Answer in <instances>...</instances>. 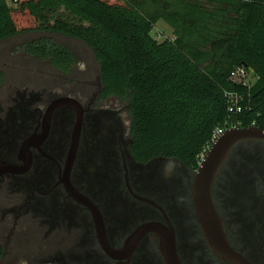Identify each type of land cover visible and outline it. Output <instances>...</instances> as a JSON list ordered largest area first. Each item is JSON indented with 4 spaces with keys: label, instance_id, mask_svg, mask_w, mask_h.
<instances>
[{
    "label": "flooded vegetation",
    "instance_id": "af4514ba",
    "mask_svg": "<svg viewBox=\"0 0 264 264\" xmlns=\"http://www.w3.org/2000/svg\"><path fill=\"white\" fill-rule=\"evenodd\" d=\"M79 61L61 69L47 60L52 81L36 91L16 87L8 105L0 101V228H9L3 256L28 236L37 246L13 252L27 264H169L163 243L173 235L183 264H235L210 245L198 221L197 169L175 157H134L129 103L105 96L100 70ZM213 194L231 247L264 264V139L232 149Z\"/></svg>",
    "mask_w": 264,
    "mask_h": 264
},
{
    "label": "trees",
    "instance_id": "16d2710c",
    "mask_svg": "<svg viewBox=\"0 0 264 264\" xmlns=\"http://www.w3.org/2000/svg\"><path fill=\"white\" fill-rule=\"evenodd\" d=\"M208 1L0 0V41L46 30L85 42L99 63L104 95L129 103L134 157H175L198 169L216 128L264 129V0ZM62 7L82 23H47ZM160 19L174 28V39L154 37ZM23 48L61 69L78 61L51 36ZM242 64L260 75L251 88L230 79ZM226 91L243 93L248 107L231 113Z\"/></svg>",
    "mask_w": 264,
    "mask_h": 264
},
{
    "label": "rangeland",
    "instance_id": "374dc122",
    "mask_svg": "<svg viewBox=\"0 0 264 264\" xmlns=\"http://www.w3.org/2000/svg\"><path fill=\"white\" fill-rule=\"evenodd\" d=\"M15 6V3H12ZM49 24L53 25L58 19L62 21L71 22L72 24H81L76 17L71 13L67 12L64 7L58 9L57 11L50 13L48 16ZM46 20L35 22L38 26L46 22ZM84 25H88L87 22H83ZM45 25H48L45 23ZM166 25L164 21H160L157 27L152 31V34L159 41L165 39H174L173 32L171 30H163L161 27ZM163 30V31H162ZM51 36L58 42L66 45L71 50H73L77 57L80 65L82 67L89 68L90 72H97L100 70L99 63L93 53V50L83 41L77 40L72 37H67L55 32H48L46 30H37L32 31L26 34H21L14 36L12 38L0 41V71L3 72V83L0 88V101L4 106L8 105L10 100V94L16 87L28 86L30 90H37L42 84H46L49 81H52L53 70L46 62V60H41L36 57H33L27 54L23 48V45L31 40H36L41 37ZM78 66V67H79ZM59 84L56 81L55 84ZM12 91V92H11ZM7 103V104H6ZM9 219V217H8ZM11 227V222L9 223ZM2 229V230H1ZM9 233V228H0V244L6 242V236ZM17 242H12L7 246V256L0 257V264H27L26 259L23 256L14 255V251L18 246L21 245V248L24 250L37 246V243H34L33 240L24 237L20 239L17 238ZM20 242V243H19ZM22 249V251H24Z\"/></svg>",
    "mask_w": 264,
    "mask_h": 264
},
{
    "label": "water",
    "instance_id": "95a60500",
    "mask_svg": "<svg viewBox=\"0 0 264 264\" xmlns=\"http://www.w3.org/2000/svg\"><path fill=\"white\" fill-rule=\"evenodd\" d=\"M79 134L80 130L78 127L69 153L68 172L77 156ZM254 139H264V129L258 126L232 127L227 129L207 151L204 159L195 171L193 182V204L206 238L217 252L235 264L253 263L231 247L215 203L213 187L218 171L229 157L232 149L240 142ZM69 188L73 194V189L70 186ZM147 226L153 227L152 224ZM163 247L169 264H183L178 255L173 235H171V238L168 236L164 238Z\"/></svg>",
    "mask_w": 264,
    "mask_h": 264
},
{
    "label": "built area",
    "instance_id": "2783aa9c",
    "mask_svg": "<svg viewBox=\"0 0 264 264\" xmlns=\"http://www.w3.org/2000/svg\"><path fill=\"white\" fill-rule=\"evenodd\" d=\"M8 1L12 2V0ZM230 79L232 81L246 85L251 88L260 79V75L252 67L242 64L236 66L231 71ZM225 96L229 102V111L231 113H241L246 107H248L243 104L245 100V95L243 93L237 91H226ZM255 124L256 123H254L252 126H256ZM232 127H241V124L232 123L230 127H218L214 130L207 148L199 156V164L204 159L207 151L210 149L213 143H215L218 138L225 133L227 129Z\"/></svg>",
    "mask_w": 264,
    "mask_h": 264
},
{
    "label": "crops",
    "instance_id": "0c3cea01",
    "mask_svg": "<svg viewBox=\"0 0 264 264\" xmlns=\"http://www.w3.org/2000/svg\"><path fill=\"white\" fill-rule=\"evenodd\" d=\"M195 1H200L201 3H203V4H207V5H209V1L208 0H195ZM160 21H164L165 23H166V25H163L161 28L163 29V30H165V29H167V30H171L172 32H173V35H174V28L166 21V20H164V19H160L156 24H155V27H154V29L157 27L156 25H158V23L160 22ZM165 28V29H164ZM162 30V31H163ZM174 37H175V35H174Z\"/></svg>",
    "mask_w": 264,
    "mask_h": 264
}]
</instances>
